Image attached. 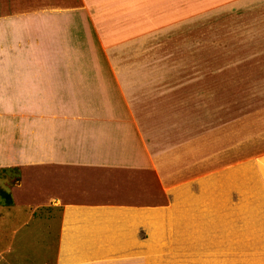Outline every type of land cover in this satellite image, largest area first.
<instances>
[{"label": "crops", "instance_id": "1", "mask_svg": "<svg viewBox=\"0 0 264 264\" xmlns=\"http://www.w3.org/2000/svg\"><path fill=\"white\" fill-rule=\"evenodd\" d=\"M17 1L0 0V172L12 182L8 192L0 189V212L11 208L19 214L3 211L8 219L22 218L0 232L2 264H11L5 255L20 230L27 234L18 243L31 244V221L35 238L55 246L43 264H101L117 247L125 258L143 256V264L179 263L202 260L195 250L201 239L264 243V157L215 172L204 193L201 183L197 193L177 184L155 197L169 163L151 145L185 143L177 108L158 115L148 99L141 102L147 80L123 76L120 61L99 59L89 32L75 24L78 13L57 12L66 18L53 16L54 26L39 28L38 38L32 15L10 8ZM142 223L151 240L144 252L137 245ZM235 258L220 259L264 264V254Z\"/></svg>", "mask_w": 264, "mask_h": 264}, {"label": "rangeland", "instance_id": "2", "mask_svg": "<svg viewBox=\"0 0 264 264\" xmlns=\"http://www.w3.org/2000/svg\"><path fill=\"white\" fill-rule=\"evenodd\" d=\"M36 1L37 4L32 0H18L19 6L17 2L10 3V8L15 4L21 12L32 15L30 18L35 22L32 29L38 38L44 33L38 32L39 28L54 26L52 20L57 12L67 15L70 9L78 13L80 18L75 19V24L84 26L85 33L89 32V43L98 49L99 59L120 61L123 76L132 72L141 81L147 80V84H142L147 89L143 90L141 102L148 99L146 103L154 105V113L158 115L168 114L169 108H177L181 114L179 121L184 126L185 143L151 145L153 153L157 152L169 163L166 168L169 172L158 176L160 186L155 197L164 196L177 184H185L189 192L197 193L201 183L204 193L207 180L215 172L264 157V0ZM4 8L0 12H5ZM70 16L68 21L72 20ZM57 18L62 22L66 16ZM32 20L27 23L33 25ZM13 31L15 35L21 33L18 29ZM5 47L12 57L18 56L11 50V43ZM5 58L6 52L1 59ZM3 177L4 173L0 172V189L8 192L7 186L12 182ZM155 208L159 209L160 204ZM3 211L8 218L19 214L18 211L14 214L11 208ZM3 211L0 232L6 226H17L22 218L20 214L19 220L8 219ZM34 224L37 223L31 221L30 226H25L32 233L30 242L26 240L30 245L18 243L19 237L27 234L22 229L9 247L5 257L11 258V264H24L22 255H26V260L32 258L31 264H43L54 254L53 244L35 238L30 229ZM138 226L137 245L144 252V246L151 241L150 232L146 223ZM39 227L41 234H47V229ZM232 239L216 245L201 239L200 246L195 248L200 261L154 264H245L220 258L264 254V243L242 245L237 236ZM4 240L0 238V250L7 248ZM51 240L54 242V237ZM193 248L187 251L193 252ZM123 249L117 247L113 259L101 264H143V256L132 254L131 258H128L130 255L125 258ZM3 262L0 254V264Z\"/></svg>", "mask_w": 264, "mask_h": 264}, {"label": "bare ground", "instance_id": "3", "mask_svg": "<svg viewBox=\"0 0 264 264\" xmlns=\"http://www.w3.org/2000/svg\"><path fill=\"white\" fill-rule=\"evenodd\" d=\"M244 7V6H243ZM224 72V71H223ZM227 72V71H226ZM230 73V72H229ZM221 76V75H220ZM210 77V76H209ZM226 78V77H225ZM229 78V77H228ZM217 79V78H216ZM232 79V78H231ZM227 80V79H226ZM188 81V80H187ZM220 81H222V80H220ZM232 81H233V79H232ZM227 82H228V80H227ZM230 83V82H229ZM232 83V82H231ZM234 83H235V81H234ZM173 87V86H172ZM173 89V88H172ZM183 95V94H182ZM169 96V95H168ZM177 97H178V95H177ZM179 98V97H178ZM178 101V100H177ZM187 102V101H186ZM178 103H180V102H178ZM177 104V103H176ZM139 110V109H138ZM264 118V117H263Z\"/></svg>", "mask_w": 264, "mask_h": 264}]
</instances>
